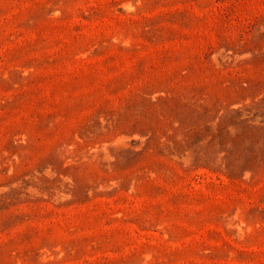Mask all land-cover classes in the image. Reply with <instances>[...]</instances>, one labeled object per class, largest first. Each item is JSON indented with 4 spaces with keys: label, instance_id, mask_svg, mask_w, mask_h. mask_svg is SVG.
Instances as JSON below:
<instances>
[{
    "label": "rangeland",
    "instance_id": "374dc122",
    "mask_svg": "<svg viewBox=\"0 0 264 264\" xmlns=\"http://www.w3.org/2000/svg\"><path fill=\"white\" fill-rule=\"evenodd\" d=\"M0 264H264V0H0Z\"/></svg>",
    "mask_w": 264,
    "mask_h": 264
}]
</instances>
